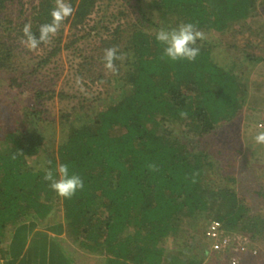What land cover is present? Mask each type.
<instances>
[{
  "label": "trees",
  "instance_id": "trees-1",
  "mask_svg": "<svg viewBox=\"0 0 264 264\" xmlns=\"http://www.w3.org/2000/svg\"><path fill=\"white\" fill-rule=\"evenodd\" d=\"M102 1L70 0L74 12L63 23L86 28ZM124 1L134 7L135 17L117 24L94 48L102 62L107 47L118 45L127 54L115 61L117 93L95 112L82 104L73 108L87 107L74 120L73 113L63 114L70 126L57 145L56 137L48 138L42 130L44 110L39 106L66 94L33 85L28 70L14 63L13 44L0 34V72L11 88L23 87L31 99L11 123L0 122V240L13 227L23 232L28 223L41 221L54 223L55 232L65 227L77 246L102 258L103 264H205L209 249L201 236L210 220L253 240L255 231L264 232V217L249 215L234 189L215 185L207 151L190 147L169 126L204 135L241 112L247 86L241 84L240 58L255 65L264 62V42L247 38L241 43L234 36L259 20V0ZM12 3L0 0V13ZM53 7L54 0L31 6L19 36L30 22L38 37L39 26L51 21ZM181 22L195 23L205 33L206 39L197 42L200 54L194 62L162 60L155 32ZM62 31L33 71L86 37L61 44ZM257 33L264 39L261 22ZM226 45L234 58L221 64L216 53ZM46 160L51 167L69 164L83 178V190L71 199L58 196L43 179ZM203 217L207 220L201 226ZM221 262L229 264L226 257Z\"/></svg>",
  "mask_w": 264,
  "mask_h": 264
},
{
  "label": "rangeland",
  "instance_id": "rangeland-1",
  "mask_svg": "<svg viewBox=\"0 0 264 264\" xmlns=\"http://www.w3.org/2000/svg\"><path fill=\"white\" fill-rule=\"evenodd\" d=\"M38 2L39 0H13L8 10L0 13V34L4 36V40H9L13 44L14 63L28 70L29 81L33 85L66 94L64 98L55 96L54 99L47 100L39 106L44 110L40 113L42 130L48 138L54 135L57 145L70 126L62 119L63 114L73 113L71 118L74 120L76 115L78 117L88 106L92 108L91 113L95 112L102 108L105 100L113 99L117 93L115 73L105 69L104 62L94 55V48L99 44L100 38L108 36L117 24H124L135 17L136 13L134 7L124 0H103L100 2V8L89 18L86 28L82 30L72 28L70 21L62 23L61 44L80 35L86 37L79 39L71 47H64L49 62L33 71L37 63L54 46L56 37L59 36L56 34L49 43L35 50H29L21 43L22 37L19 36L18 30L20 22L31 14V6ZM263 8L264 4L259 0L257 14L259 20L253 22L249 28L245 26L237 31L234 36L237 41L242 43L249 38L256 43L264 42V39L256 35L260 22L264 25ZM91 26L95 28L90 29ZM90 30L91 33L88 34ZM228 48V45L223 46L220 52L216 53L221 64L234 58L230 57ZM240 59L244 70L241 84L247 86V99L237 117L220 125L216 131L204 135L187 133L182 126L169 127L175 130L176 135L188 142L190 147L207 151L208 159L213 162L208 168V174L215 185H227L234 189L248 206L249 215L259 214L264 217V144H257L254 140L255 135L264 130V62L255 65L242 57ZM77 77L81 78V85L76 84ZM30 102L29 92L23 87L11 88L8 85L7 75L0 72V122L11 123ZM82 104H87V107L72 112L74 107L79 108ZM91 113L86 116L91 117ZM205 217L199 221L201 226L207 220ZM255 232L251 247H255L257 253L243 256L239 264H264V232L260 230ZM202 238L203 236L201 240ZM223 258L219 253L209 252L204 258V263L218 264ZM94 263L95 260L87 264ZM101 264H103L102 259Z\"/></svg>",
  "mask_w": 264,
  "mask_h": 264
},
{
  "label": "clouds",
  "instance_id": "clouds-1",
  "mask_svg": "<svg viewBox=\"0 0 264 264\" xmlns=\"http://www.w3.org/2000/svg\"><path fill=\"white\" fill-rule=\"evenodd\" d=\"M74 8L70 0H54V7L51 9V21L39 26V36L32 31L31 23L23 26L21 43L29 50L37 49L41 44H47L60 30L62 23L73 15ZM156 41L163 47L161 59H170L171 61L187 60L194 62L200 54L198 41L206 39L205 33L200 30L195 23L181 22L173 28L161 27L155 32ZM127 54L119 50V46H111L104 49V67L106 70L116 73L118 71L115 61H123ZM76 84L81 85V78L77 77ZM182 118L187 117L186 112H181ZM254 140L257 144H264V130L259 131ZM52 161L46 160L42 165L44 172L43 179L49 182V187L56 192L58 196L65 199H71L79 190L84 188L83 178L75 171L70 170L67 163H56L51 167ZM148 167L155 170V165Z\"/></svg>",
  "mask_w": 264,
  "mask_h": 264
},
{
  "label": "crops",
  "instance_id": "crops-1",
  "mask_svg": "<svg viewBox=\"0 0 264 264\" xmlns=\"http://www.w3.org/2000/svg\"><path fill=\"white\" fill-rule=\"evenodd\" d=\"M53 224L28 223L23 232L11 228L0 240V264H101L102 258L77 246L65 227L55 232Z\"/></svg>",
  "mask_w": 264,
  "mask_h": 264
},
{
  "label": "built area",
  "instance_id": "built-area-1",
  "mask_svg": "<svg viewBox=\"0 0 264 264\" xmlns=\"http://www.w3.org/2000/svg\"><path fill=\"white\" fill-rule=\"evenodd\" d=\"M203 238L209 252L226 257L229 264H239L243 256L257 253V249L251 247L252 239L247 234L227 231L218 219L208 222Z\"/></svg>",
  "mask_w": 264,
  "mask_h": 264
}]
</instances>
